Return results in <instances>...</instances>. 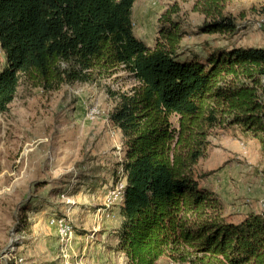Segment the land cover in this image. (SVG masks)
Here are the masks:
<instances>
[{
	"label": "trees",
	"instance_id": "trees-1",
	"mask_svg": "<svg viewBox=\"0 0 264 264\" xmlns=\"http://www.w3.org/2000/svg\"><path fill=\"white\" fill-rule=\"evenodd\" d=\"M230 1L193 0L196 34H235ZM134 2L0 0V114L22 81L47 93L126 73L131 89L103 85L125 155L116 250L126 264H264V209L231 221L198 168L216 130L250 135L264 157V48L180 61L188 31L178 4L159 16L149 48L133 34Z\"/></svg>",
	"mask_w": 264,
	"mask_h": 264
},
{
	"label": "crops",
	"instance_id": "crops-1",
	"mask_svg": "<svg viewBox=\"0 0 264 264\" xmlns=\"http://www.w3.org/2000/svg\"><path fill=\"white\" fill-rule=\"evenodd\" d=\"M142 3L135 7L136 19L132 11L133 32L135 21L144 15ZM60 112L66 113L62 105L50 114L59 117ZM67 117L68 122L48 120L53 133L34 151L26 126L10 122V142L0 134V256L14 238L10 264L18 259L19 264H126L115 248L117 239L112 241L120 203L108 207L105 197L115 172L122 169V135L113 127L118 136L112 138L103 122L83 120L79 107ZM54 217L72 223L74 236L65 246L57 233L59 224L50 222Z\"/></svg>",
	"mask_w": 264,
	"mask_h": 264
},
{
	"label": "rangeland",
	"instance_id": "rangeland-1",
	"mask_svg": "<svg viewBox=\"0 0 264 264\" xmlns=\"http://www.w3.org/2000/svg\"><path fill=\"white\" fill-rule=\"evenodd\" d=\"M140 2H143L145 11L144 15L138 21H135L133 34L149 48H152L155 43L159 16L167 7L172 6L174 3L178 4L179 17L185 30L188 31V36L182 39L185 42H183V45L180 44L182 52L178 58L180 61L190 60L196 56L200 60L205 59L207 54L215 49H229L232 47L262 48L259 46H264V29L260 27L264 20V0H232L227 3L225 12L232 15L238 25L236 33L230 35L218 33L196 34L197 28L203 22V17L192 11L193 0H135L132 6L134 19H136L135 7ZM4 67L5 56L1 50L0 71ZM103 85L115 91H126L131 89L135 82L121 71L102 81L101 87L75 84L63 86L56 91L47 93L23 81L20 82L11 107L7 112L0 114V134L3 132L5 136L3 140L5 141V138L9 140L8 142L14 140L12 134L9 137V133L12 132L10 127H13L9 123L16 122V125L26 126V130L30 129L34 151L36 147L44 143V136L53 133L49 131L48 120L68 122L70 119L67 115H71L77 107L83 109V120L103 122L105 132L108 135L112 138L118 136V131L113 128L109 121V113L113 108V103L106 96ZM58 105H62L66 113L60 112L59 117H57L58 115H51L52 110ZM92 106L93 108H91ZM172 122L176 126V119H172ZM17 132L23 133L21 129H17ZM0 138L2 139V137ZM209 140L210 145L206 151V157L198 166L201 173H210L201 181L202 186L217 193L224 205L225 214L235 223L240 222L249 213L262 211L264 209V157L255 139L250 135L242 134L237 129H231L226 131L216 130ZM8 142H6V145L3 144L4 147H7V150ZM121 171L122 169H119L115 172L114 179L107 191L108 194L115 190L120 181H124V177L120 176ZM107 193L106 195H108ZM106 195L108 207L120 203L117 211L118 218H116L120 226L122 200L120 202L111 198L112 200L109 199L111 201L109 202V196ZM61 219L65 223H70L67 217H54L50 222L52 224V222H58ZM56 228L61 243L64 246L69 244L74 236L73 227L72 230L70 228L65 230L64 225H57ZM12 237L15 236L12 235ZM115 238L117 239L116 231L112 241ZM23 239L24 237L21 236L19 241ZM3 253L4 256L7 255V252ZM18 260L19 262L14 264L21 262V259ZM156 264L176 263L162 258Z\"/></svg>",
	"mask_w": 264,
	"mask_h": 264
},
{
	"label": "bare ground",
	"instance_id": "bare-ground-1",
	"mask_svg": "<svg viewBox=\"0 0 264 264\" xmlns=\"http://www.w3.org/2000/svg\"><path fill=\"white\" fill-rule=\"evenodd\" d=\"M262 29H264V20H263V22H262V25L260 26ZM0 52H1V48H0ZM120 176L123 178L124 176H123V172L121 171V173H120ZM120 177V178H121ZM124 188H125V183H124V181H120V183L119 184H117V186L115 187V190L114 191H112L111 192V194H115V196H109V198H108V201H109V199L110 200H112V199H115V201L116 200H118V201H120L121 202V200H122V198H123V191H124ZM112 198V199H111ZM109 202H111V201H109ZM59 223H63L62 221H58ZM59 225H61L62 226V224H59ZM16 243H17V241L16 240H14V238L10 241V243H9V245H8V247H7V249L4 251V252H7V255L6 256H4L3 254L1 255V263L2 264H10L11 263V259H10V256H9V252L11 253V252H14L15 251V245H16Z\"/></svg>",
	"mask_w": 264,
	"mask_h": 264
},
{
	"label": "built area",
	"instance_id": "built-area-1",
	"mask_svg": "<svg viewBox=\"0 0 264 264\" xmlns=\"http://www.w3.org/2000/svg\"><path fill=\"white\" fill-rule=\"evenodd\" d=\"M91 108H93V106L91 107ZM87 111V110H86ZM106 196H115V194H108V195H106ZM52 224L54 225V224H62V225H64V227H65V230L66 229H68V228H72V223H59V222H52Z\"/></svg>",
	"mask_w": 264,
	"mask_h": 264
}]
</instances>
